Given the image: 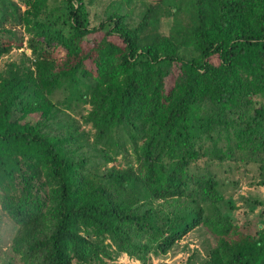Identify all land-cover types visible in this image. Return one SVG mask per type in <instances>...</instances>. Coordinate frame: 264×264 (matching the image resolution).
Instances as JSON below:
<instances>
[{"label": "trees", "instance_id": "obj_1", "mask_svg": "<svg viewBox=\"0 0 264 264\" xmlns=\"http://www.w3.org/2000/svg\"><path fill=\"white\" fill-rule=\"evenodd\" d=\"M125 1L30 0L27 15L0 1V58L24 46L5 21L25 23L31 50L0 68V197L18 225L14 249L26 264H122V252L151 264L203 226L214 238L205 264H264V224L235 223L220 180L192 168L236 147L247 160L264 151V0H212L211 22V0H155L160 14L149 19L147 4L134 22ZM163 17L189 45L158 44ZM102 55L110 76L90 65Z\"/></svg>", "mask_w": 264, "mask_h": 264}, {"label": "rangeland", "instance_id": "obj_2", "mask_svg": "<svg viewBox=\"0 0 264 264\" xmlns=\"http://www.w3.org/2000/svg\"><path fill=\"white\" fill-rule=\"evenodd\" d=\"M1 3L5 4V9H11L10 2H15L20 11L17 13H25L27 15L28 10H31L30 0H0ZM88 1V0H87ZM125 1V0H124ZM29 2V3H28ZM62 0H47V6L53 7L60 5ZM105 3V2H104ZM151 4L153 11L149 15V19L153 18L157 12V2L155 0H131V2L125 1V9L132 13V22L137 21L141 15V11L146 9V5ZM45 5V9L47 6ZM1 6H3L1 4ZM104 8V4H99L95 2L93 5L89 4V10L91 14V23L95 24L97 22V16L101 13ZM35 10V9H34ZM33 10V11H34ZM204 10L207 15V20L211 22L215 15V5L211 0ZM141 12V13H140ZM43 14V13H42ZM1 15V13H0ZM31 15V13H30ZM1 25V23H0ZM4 25L7 28H11L16 33L15 38H23L24 46L22 48H13L9 54L3 55L0 58V68L5 66L8 60L13 59L16 55L22 53L23 51L27 54H31V50L26 46V39L28 38V33L26 31L25 23L16 24L14 21H5ZM159 31L162 33L158 44L160 46L169 47L171 49H176V44L189 45L190 36L183 34L172 18H161V24L159 26ZM9 35L11 33L8 32ZM12 36V35H11ZM64 52L60 48L55 49V55L59 58L62 57ZM91 64H96L97 67L110 76L108 70H106L110 65L108 57L102 55L101 57H96L95 60L90 62ZM52 96V95H51ZM62 98V92L59 91L52 97L53 101L57 103L56 105L64 106V103L60 101ZM82 109L86 111L89 105H81ZM236 107V106H235ZM234 109V105L227 107L228 118H231V110ZM78 118L80 117L76 111H72ZM209 112L208 108H201V113L205 114ZM232 133V131H231ZM235 132H233L234 134ZM208 145H212V140L207 141ZM229 140L225 134H222L218 140V146H223L224 149L227 148ZM236 144V141H233ZM245 149L243 147L235 148V158L220 159L215 154H207L192 165V168L196 171L206 172L211 171L216 175V177L221 182V187L225 195L226 207L224 208L225 213H227L235 223L242 227H248L254 225L255 228L262 226L264 224V215L261 213L263 209V204H254V197L264 200V151L260 153L258 158H253L247 160L245 155H242ZM119 160H124L119 156ZM113 164V163H112ZM17 223L5 212L1 205L0 197V264H26L22 258L21 254L14 249L13 238L17 232ZM213 235L206 227L200 226L194 230L187 233L184 238H182L172 250L168 253L160 256H152L151 264H205L208 258V251L213 243ZM117 262L122 264H141L140 260L130 257L128 254L122 252L118 255Z\"/></svg>", "mask_w": 264, "mask_h": 264}]
</instances>
